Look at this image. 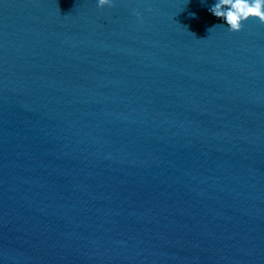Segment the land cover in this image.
Masks as SVG:
<instances>
[{
	"label": "water",
	"instance_id": "obj_1",
	"mask_svg": "<svg viewBox=\"0 0 264 264\" xmlns=\"http://www.w3.org/2000/svg\"><path fill=\"white\" fill-rule=\"evenodd\" d=\"M214 3L0 0V264H264V24Z\"/></svg>",
	"mask_w": 264,
	"mask_h": 264
},
{
	"label": "clouds",
	"instance_id": "obj_2",
	"mask_svg": "<svg viewBox=\"0 0 264 264\" xmlns=\"http://www.w3.org/2000/svg\"><path fill=\"white\" fill-rule=\"evenodd\" d=\"M97 6L111 7L113 0H97ZM208 11L224 21L231 32L241 31L249 19H257L264 24V0H215Z\"/></svg>",
	"mask_w": 264,
	"mask_h": 264
}]
</instances>
